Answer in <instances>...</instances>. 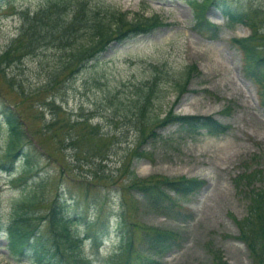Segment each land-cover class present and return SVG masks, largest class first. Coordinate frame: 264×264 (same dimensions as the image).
I'll return each mask as SVG.
<instances>
[{
  "label": "rangeland",
  "instance_id": "1",
  "mask_svg": "<svg viewBox=\"0 0 264 264\" xmlns=\"http://www.w3.org/2000/svg\"><path fill=\"white\" fill-rule=\"evenodd\" d=\"M108 1L114 9L127 10L129 20L159 14L167 25L114 42L71 73L69 67L60 72L67 47L46 45L41 39L32 50L23 45L28 38L16 41L27 25L25 12L37 9L41 0H0V157L7 135L1 112L8 110L22 132L23 152L35 166L25 180L13 181L24 175L25 160L19 153L12 172L0 169V264H44L33 251L14 258L5 247L15 206L31 199L34 204L23 211L32 217L40 240L50 237L42 217L55 199L64 214L80 218L75 229L81 234L89 219L109 225L99 248L84 242L82 253L91 264H105L119 255L126 232L134 236V254L154 257L160 264H215L217 251L230 264H254L238 237V221L249 213L250 190L264 186V105L259 96L264 89L245 75L242 53L233 43L250 36L252 27L229 23L217 4L206 9L208 20L218 26L209 28L196 20L188 0ZM227 1L246 9L264 28L258 20L264 15V0ZM77 37V43L87 39ZM10 49L16 51L6 60L4 52ZM192 65L198 71L175 112L212 115L230 129L210 135L206 129L188 133L178 124L160 126L158 136L143 146L147 157L131 162L129 151L139 134L128 108L138 100L139 87L159 75L153 103L164 117L176 100L174 83ZM254 170L259 172L250 183L240 179ZM181 177L203 179L206 185L186 197L176 196L171 208L163 203L151 207L138 189ZM121 213L127 222L119 226ZM149 227L176 231L182 244L162 256L148 252L142 236Z\"/></svg>",
  "mask_w": 264,
  "mask_h": 264
},
{
  "label": "trees",
  "instance_id": "2",
  "mask_svg": "<svg viewBox=\"0 0 264 264\" xmlns=\"http://www.w3.org/2000/svg\"><path fill=\"white\" fill-rule=\"evenodd\" d=\"M195 10L196 20L207 24L209 28L218 27L206 17V9L211 4H217L228 17L231 24H248L252 27V34L245 38H234L233 43L242 53L243 71L245 75L264 89V28L258 26L254 20L256 17L249 15L248 11L227 0H188ZM264 14V13H262ZM26 28H21L20 39L28 38L25 44L27 48L37 46L42 39L45 44L63 45L69 52L65 65L60 66V72L69 67L71 73L77 71L84 61H91L102 53L106 52L113 42H124L127 39L135 38L142 34L152 32L154 29L167 25L159 14L152 16L143 15L134 17L136 20H129L128 11L112 8L108 0H41L37 9L25 12ZM263 17V18H262ZM264 24V15L258 18ZM41 33H44L41 34ZM217 35V32L214 31ZM24 35V36H23ZM78 35L87 36L82 42H78ZM75 40V41H74ZM82 43V44H81ZM72 44V45H68ZM262 48V49H261ZM16 50L10 49L4 52L6 60ZM157 72H163L159 66H155ZM198 71L196 65L190 66L186 71L184 79L174 83L176 89L175 102L165 110V116L160 117L154 108V94L157 86L156 76L150 80L147 86L139 87L138 100L128 108L129 114L133 115V124L138 131V136L132 153V160L138 161L147 157L143 146L150 139L158 136L156 129L160 126L178 124L181 129L188 133H198L200 129H207L212 135L226 133L230 126L221 123L212 115H181L175 112V106L181 101L184 94L188 92L189 81L193 74ZM264 105V91L259 92ZM7 128V147L5 155L0 157V169L11 172L13 170L14 158L20 153L25 160L23 168L24 175H19L13 181L25 180L27 172L35 166L30 162L23 152V145L20 140L22 132L17 119L8 110L1 112ZM84 121V118L79 117ZM263 145L262 143H259ZM261 157H264V153ZM126 159V158H125ZM13 163V164H12ZM132 164V163H131ZM252 171L244 173L240 179H250L256 175ZM136 176L135 171H131ZM238 182V180H236ZM206 185V180L199 178L181 177L177 179H165L156 184H141L138 189L142 197L151 207L160 206L162 203L171 208L176 203L177 197H186L200 191ZM167 188L175 193V196L166 195ZM249 213L242 220L238 221L240 235L238 236L249 248L250 256L254 264H264V186L250 190L248 193ZM28 204H34L32 199L28 203H20L15 206L12 214V221L8 228L7 245L10 254L22 256L25 251H33L36 261L44 264H91V261L82 253L84 242L89 240L93 248H99L109 231V225L100 224V219L87 222V230L81 234L75 228L80 222L78 216H69L62 212V207L57 199L52 201L49 212L41 219L46 220L49 231V239L40 240L36 237L39 232L32 227L33 220L27 211L23 209ZM165 207V206H164ZM21 209V210H20ZM118 225L122 226L127 222L125 213L119 216ZM100 227L99 230L94 229ZM1 230V225H0ZM35 239L32 243L30 240ZM147 251L157 256L179 247L182 242L176 231H167L158 228H145L142 236ZM31 249V250H30ZM134 236L126 232L123 236V247L120 254L113 257L105 264H160L159 259L154 257H143L134 254ZM215 264H230L221 256V251L215 254Z\"/></svg>",
  "mask_w": 264,
  "mask_h": 264
}]
</instances>
